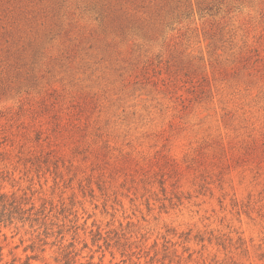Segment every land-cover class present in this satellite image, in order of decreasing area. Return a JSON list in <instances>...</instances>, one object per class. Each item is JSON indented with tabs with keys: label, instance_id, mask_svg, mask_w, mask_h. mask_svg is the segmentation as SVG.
I'll return each mask as SVG.
<instances>
[{
	"label": "rangeland",
	"instance_id": "1",
	"mask_svg": "<svg viewBox=\"0 0 264 264\" xmlns=\"http://www.w3.org/2000/svg\"><path fill=\"white\" fill-rule=\"evenodd\" d=\"M0 264H264V0H0Z\"/></svg>",
	"mask_w": 264,
	"mask_h": 264
},
{
	"label": "trees",
	"instance_id": "2",
	"mask_svg": "<svg viewBox=\"0 0 264 264\" xmlns=\"http://www.w3.org/2000/svg\"><path fill=\"white\" fill-rule=\"evenodd\" d=\"M0 187V225L12 224L15 220H25L26 210L14 195H8L1 191Z\"/></svg>",
	"mask_w": 264,
	"mask_h": 264
}]
</instances>
